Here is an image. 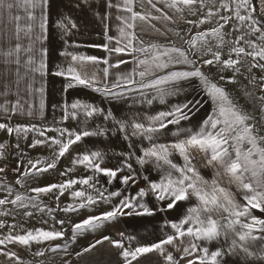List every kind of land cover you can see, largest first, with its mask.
<instances>
[{"label": "snow or ice", "instance_id": "1", "mask_svg": "<svg viewBox=\"0 0 264 264\" xmlns=\"http://www.w3.org/2000/svg\"><path fill=\"white\" fill-rule=\"evenodd\" d=\"M165 7L174 9L176 12L183 13L185 9L190 14L196 15L203 9H207L198 21L189 20L187 23L199 28L200 25L208 23L213 17H219L217 27L210 30L198 31L186 40L192 49H196L197 42L207 45L208 38H214L217 41L216 47L220 48L225 43L223 29L226 24L234 17L239 25L247 28L248 31L244 35L237 36L235 45L230 49L229 58H221L219 51L213 52L212 48L208 47L206 51L200 52L195 59L191 58L189 52L175 46H163L158 44H150L147 46L137 47L134 41L137 40L134 31H128L135 28L137 20L145 21L149 18L159 19L157 16L145 15L141 12L133 10L135 0H123L122 3L117 0H107L106 7L108 9L116 8L118 12H123L130 15H117L116 19L120 21L117 30L119 37L108 36V27L105 26L106 39L108 43L98 45L103 48L108 54V57H97L84 54H74L63 52L61 55L70 56V62L66 68H60L54 73L67 80L65 91L76 87L90 89L93 92L103 95L105 98L120 100L125 97H133L135 93L146 97L143 90H152L155 96L151 99L145 98L142 103L151 105L153 99H158L161 104L165 103L166 97L175 96L180 89L176 85L180 81H191L197 79L200 85V91L212 102L213 110L206 118L199 122L197 127H183L182 121H190L192 115L199 110L201 101L196 97L191 100H185L183 103L173 104L169 110L159 111L154 115H149L145 118L136 116L127 120H118V130L125 134V139L130 140L135 137L141 141H147L148 146L140 145V154L136 156L137 163L143 168L146 164H151L153 170L158 173V179H152L148 174L143 176L146 186L139 188L135 194L124 195L121 190L109 191L106 188L99 190L96 188V183L99 182L98 176L107 177V183L112 184L118 177V173L128 170V174L119 176L120 183L125 186H131L136 183L137 173L134 172L132 164L129 162L134 152L123 153L124 160L120 166L116 168H108L102 166L104 153L98 150H90L84 154H78L71 163L73 165H82L86 169L91 170L94 175L86 178H73L65 180L63 183H51L45 186H38L30 189L35 195H28L17 192L14 198L12 196L13 188L10 185H0L7 195L0 198V206L12 205L18 208H28L29 206L37 208L40 212H47L49 215L54 211L47 206L37 204V199L40 195L53 194L58 192L56 200L59 201L60 196L64 195L65 191L70 190L73 185L80 184L88 186L98 193V195L86 194L83 190L71 192L70 198L79 203L68 204L60 210L64 213L78 212L80 209H90L100 202L109 203L113 199L118 200V203L113 204L111 210L103 212L99 215H89L82 221L70 225L74 241L78 235L86 231L95 232L107 222L116 220L119 216L125 215H154L157 210L171 211L179 207L181 203L187 205L182 212L180 218L175 221H165L161 225V230L169 227L173 230V234H165L162 238L150 244H137L132 247V242L135 237H127L129 246L125 247L123 239L112 240L109 236H102L95 240L88 247L83 248L76 255L79 257L83 253H87L95 249L98 245H102L107 241L112 247L119 249V255L123 259L124 264H132V261H137L139 257L151 253L159 252L162 255L166 252L165 246H173L176 252H180L177 259L172 252H167L164 255L166 264H224L225 256L242 255L245 261L255 259L264 264V248L251 250L250 245L257 240H264V218L257 217L253 210L264 213V136L258 134L256 126L249 121L252 117L242 112L229 98L226 90L213 82L209 75H206L202 70L203 66L218 67L221 66V71L224 69H233L232 77L220 76V80L227 79L228 82L234 83L235 76L240 72L239 67L241 57H251L252 64L248 69L258 68L264 72V21L259 20L254 15L256 9L253 6L252 0H220L219 7H216L215 0H163ZM49 0H0V17L5 12L9 14V22H15V39L17 43L14 49L9 48L3 52L5 57H11L15 54V61L5 60L6 63L14 62L17 66L20 65L19 54L21 51L32 53L36 51L34 45L46 39L45 33L47 30V7ZM143 5V0H140ZM152 7L160 12L152 0H148ZM261 9L260 15L264 16V0H260ZM23 8L27 13L29 23L26 26H21L20 15H11L12 10ZM39 10V16L36 14ZM228 13L223 15L221 12ZM243 13V14H242ZM110 16L102 17V20L109 19ZM164 19H170L164 16ZM65 20L71 24L72 28H76L75 22L66 17ZM58 27L63 29L67 35L70 29L64 21L58 22ZM234 31H241L240 27L234 28ZM27 36L30 43L28 48L22 49L19 40L21 33ZM259 33L257 43L251 39H244V36H251ZM7 36V33H0V41ZM115 40V45L112 41ZM248 46L250 51L245 47L239 46L240 41ZM143 44L142 41H140ZM42 54H46L47 49L39 50ZM113 54L115 60L113 62ZM122 54L132 56L131 62L135 67L130 72L115 73L113 79L112 69H119L121 65H126L130 61L121 59ZM211 54V59H202L203 56ZM235 54L236 59L231 58ZM195 55V53H193ZM201 66H197V64ZM100 64L106 65L102 69ZM177 65L186 66L183 70L166 71L170 67ZM26 68L32 73L45 74L46 64L41 58L37 61L29 56L26 61ZM157 72L164 73L163 75H155ZM102 73V75H101ZM17 86L20 82L19 67L17 68ZM140 79L137 80L136 77ZM155 76L153 79L146 77ZM256 77H252L250 83ZM260 90L264 92V76L260 78ZM29 89L32 85H28ZM42 91V89H36ZM199 94V93H198ZM264 101V96L258 97ZM28 114L34 115L31 111L32 106H28ZM43 105H41V110ZM0 110L6 115L14 116L18 112H22V107L17 101L11 107L0 105ZM63 116L61 122L68 119L77 120L81 127L78 129H67L63 127H45L38 128L36 125H16L10 126L7 123H0V130H6L9 135L15 133L17 136L16 147L19 148V138L21 135L27 139V134L30 132L38 133L43 139H35L29 148H34L37 145L46 146L53 151L55 159L46 163L41 160L28 161L30 167H25V172L20 175L23 177L37 176L45 173L56 167V161L64 157L69 152L70 148L80 142L83 138L90 136L103 135L102 129L89 130L84 125H87L88 120L95 114H99L102 110L96 108L90 103H83L79 99L71 104L65 103L62 106ZM264 111V105L261 107ZM83 115L81 121L79 117ZM113 114L108 112L104 118L108 120ZM169 126H175L171 131V136L175 139L168 142H161V138L169 132ZM55 132V136H47L46 133ZM247 144L245 149L242 145ZM4 144H0V150L5 149ZM133 144H129V148H133ZM58 149V150H57ZM182 159L183 163L178 164L173 157L177 155ZM21 165L17 163L18 171ZM201 168H210L213 171L211 180L205 179L201 175ZM72 169H66L61 172V176L65 175ZM5 168L0 167V173H4ZM17 184L22 185V180L18 178ZM227 185V186H226ZM235 186L237 192L242 197V202L236 199L234 193L230 190V186ZM148 195L154 197L159 202L156 209H150L143 202ZM195 201L192 203V201ZM127 210V211H125ZM5 210L0 212V215H8ZM26 216L32 213L25 212ZM54 219V218H53ZM47 223V221H44ZM64 227V221H54ZM8 227L9 231L3 238H0V246L8 244H18L21 246H30L32 243L42 244L51 242L57 239H63L65 232L63 230H44L37 228L27 230L23 234H14L15 225H5L0 221V228ZM260 233L262 235H257ZM124 237V233H120ZM187 238L188 243L184 245V239ZM223 239L224 244L216 250H210L208 247L212 242ZM176 240H180L181 245H184L181 251V246L175 244ZM60 248L56 245L49 250L56 251ZM64 250H67V242L64 245ZM0 255L9 259H14L16 264H20L19 257L15 252L3 251L0 249ZM36 255L43 256L44 252H37Z\"/></svg>", "mask_w": 264, "mask_h": 264}, {"label": "crops", "instance_id": "2", "mask_svg": "<svg viewBox=\"0 0 264 264\" xmlns=\"http://www.w3.org/2000/svg\"><path fill=\"white\" fill-rule=\"evenodd\" d=\"M117 2V0H113ZM120 3L123 0H119ZM216 7H219L220 0H215ZM107 0H49L47 7V30L45 33L46 39L38 42L34 45L36 51L29 53L26 51H21L19 54L20 65L17 66L14 62L6 63L5 60L15 61V54L11 57H5L3 52L9 50V48L15 47L17 40L15 39V22H9V14L5 12L2 17H0V33H7V36L0 41V105H6L11 107L12 104L19 101L22 112H18L14 116L3 113L0 110V123H7L10 126L15 127L16 125H36L38 128L45 127H63L70 130L78 129L81 127L77 120L68 119L67 121L61 122L63 116L62 106L67 103L79 99L83 103H90L96 108L102 111L99 114H95L91 119L88 120L87 125H84L89 130H96L97 128L102 129L104 134L97 136H90L83 138L80 142L72 146L68 153L64 157H61L56 161V167L50 169L49 171L37 175L34 177L29 175L27 178L28 185L33 188L38 187L37 182H42L40 186H45L51 183H63L65 180L73 178H86L87 176H93L94 173L86 169L82 165H73L71 161L77 157L78 154H84L90 150H98L104 153V160L102 166L108 168H116L120 166L121 161L124 160L123 153L134 152L135 155L132 156L129 161L136 176V183L131 186H125L120 183L119 176L128 174V170L124 169L123 172L118 173V177L113 181L112 184L107 183V177L102 174L98 176L99 182L96 180L93 183L96 184V188L99 190H104L105 188L109 191L121 190L124 195L135 194L139 188L145 187L146 182L143 179L145 174H148L152 179H158V173L153 170L151 164H146L143 168L137 163L136 156L140 154L141 143L147 147V141H141L135 137L130 140L125 139V134L118 130V125L116 121L127 120L133 116L139 118H145L149 115H154L159 111L169 110L173 104L183 103L186 99L191 100L193 97L199 99L202 103L198 111H196L190 121H182L181 126L183 127H197L199 122H201L206 116L212 112L213 105L209 98L200 91L199 81L197 79H192L191 81H180L176 87L180 89L179 93L175 96L166 97L165 103L161 104L158 99H153L151 105L147 103H142L145 98L151 99L155 96V92L152 90H143L146 93V97L141 96L139 93H135L133 97H125L124 99L114 100L105 98L103 95L93 92L90 89L76 87L65 91V86L67 80L62 77L54 75L60 68H66L70 62V56L61 55L63 52L74 53V54H84L97 57H108L109 54L98 45H103L108 43L106 39L105 26L107 25L108 36L119 37L118 26L120 21L116 19L117 15H130L123 12H118L116 8L108 9L106 7ZM152 4H155L157 8H160V12H157L148 0H143V5H141L140 0H135L133 4V10L141 12L142 14L150 16L160 17L159 19H151L141 21L137 20L135 22V28L129 29L128 31H134L136 27L139 28L140 38L138 41H134L137 47L146 46L150 44H158L163 46H175L179 47V29L172 26H164L163 22L167 21L169 23L178 20L174 9L165 7L163 0H152ZM205 9L198 13L201 18ZM170 16H168V14ZM37 16H39V10H36ZM167 14V15H166ZM11 15H20L22 17L20 24L21 26H26L29 21L27 20V13L23 8L12 10ZM170 17V19H164V16ZM110 16L107 20H102V17ZM68 17L72 22L77 25L76 28H72L71 24L68 23L65 18ZM64 21L66 26L70 29L67 35L64 34L63 29L58 27V22ZM164 38L165 40H160ZM169 38V42H168ZM143 42V44L140 43ZM19 43L22 49H26L29 46V39L21 33V39ZM196 49H192L191 53H195L193 58L200 55V52L204 51L203 43L198 42ZM112 45H115V40L112 41ZM47 49L46 54H42L39 50ZM32 56L37 63L42 58L46 64L45 74L32 73L26 68V61ZM121 59L130 61L126 65H121L119 69H112L113 79L115 78V73L120 72H130L135 67V64L131 62L132 56L127 54H122ZM113 62L115 60V54H113ZM106 65L100 64L99 68H103ZM197 66H201L199 63ZM19 67L20 82L17 86V68ZM179 66L170 67L166 71H172L173 68H178ZM203 66L202 68H204ZM164 73L157 72L155 75H163ZM102 75V73H101ZM155 76L146 77V79H153ZM137 80L140 78L137 76ZM31 84L32 88L29 89L28 85ZM36 89H42V91H36ZM199 93V94H198ZM31 105V111L34 115H29L28 106ZM41 105L43 109L41 110ZM111 112L113 114L112 118L105 120L104 116ZM82 121L84 119L83 115L79 117ZM175 129V126H169V132L166 136L161 138V142H168L174 137L171 136V131ZM47 136H55V132L46 133ZM6 136L9 137L11 148V171L9 176H21V173L25 172V167H30L28 161L41 160L46 163L51 162L55 159L53 151L46 146L37 145L34 148H29L28 145L32 144L35 139H43L38 133L30 132L27 134V139L23 135L19 138V148L16 147L17 136L15 133L9 135L6 130H0V138ZM133 144V148H129V144ZM58 150V149H57ZM174 161L178 164H182V159L177 155L173 157ZM1 160V158H0ZM1 163V161H0ZM17 163L21 165L18 171H14L17 168ZM66 169H72V171L67 172L65 175L61 176V172H65ZM201 175L208 180L213 177V171L210 168H201ZM2 176V173H0ZM32 183V184H31ZM27 185V190L30 194L35 195L30 192L31 187ZM227 186V185H226ZM18 188V184H17ZM76 190H83L86 194L98 195L96 191L88 186H81L80 184L73 185L70 190L65 191L64 195L60 196L59 201L56 200V195L58 192L48 195H40L39 200L43 201V206L53 204L54 211L53 215L49 216V220H43L40 222L43 229H61V225L54 223V221H64L63 229H71L70 225L82 221L89 215H99L103 212L111 210L113 204L118 203V200L113 199L109 203L100 202L90 209H80L78 212L64 213L60 209L66 207L68 204L79 203L78 200H73L70 198L71 192ZM230 190L236 196V199L243 203L241 195L237 192L235 186H230ZM147 207L150 209H156L159 202L154 199L151 195L144 198L143 201ZM195 201L193 200L192 203ZM51 208L50 206H47ZM187 205L181 203L178 208L171 211H160L157 210L154 215H125L119 216L116 220L112 222H107L103 227L97 229L95 232L86 231L81 235H78L73 241L71 237L68 239L66 232L63 239H57L51 242H44L42 244L32 243L30 246H21L18 244H8V251L15 252L19 257L20 264H124L123 259L120 257L119 249L112 247L107 241L102 245H98L95 249L90 252L83 253L81 256H77L78 252H81L83 248L88 247L90 244L94 243L95 240L100 239L102 236H109L112 240L123 239L125 247L129 246L127 237H135L132 242V247L137 246V244H150L162 238L166 233L173 234V230L169 227L161 230V225L165 221H175L178 220L182 212L186 209ZM32 212L34 210H29L27 212ZM127 211V210H125ZM17 213L19 210L16 211ZM257 217L264 218V213L253 210ZM46 213V212H43ZM19 216V215H17ZM18 220V217L11 216V219ZM54 218V220H53ZM44 221H47L45 223ZM53 222V224L51 223ZM36 223L33 221H21L11 222L10 225H15L14 234L19 233V229L31 230L35 228ZM8 228V227H6ZM21 232V234H23ZM120 233H124V237H121ZM20 234V233H19ZM257 235H262L257 233ZM72 236V232H71ZM184 239V245L188 243L187 238ZM67 242V250H64V245ZM175 244L181 246V251L184 245H181L180 240H176ZM224 244L223 239L220 241L212 242L208 245L210 250H216L218 247ZM59 245L60 248L56 251L49 250L50 248ZM251 250L264 248V240L254 241L250 245ZM2 249V248H0ZM166 252L162 255L159 252H151L145 254L138 258L137 261H132V264H166L164 255L167 252H172L174 256L179 259L180 252H176L175 248L170 245L165 246ZM43 251V256L36 255L37 252ZM224 264H261L260 261L255 259H249L245 261L242 255L225 256L223 258ZM0 264H16L14 259H9L3 255H0ZM181 264H185L181 261Z\"/></svg>", "mask_w": 264, "mask_h": 264}, {"label": "rangeland", "instance_id": "3", "mask_svg": "<svg viewBox=\"0 0 264 264\" xmlns=\"http://www.w3.org/2000/svg\"><path fill=\"white\" fill-rule=\"evenodd\" d=\"M253 2V6L255 7L256 11L254 13V15L256 16L257 19L264 21V16L260 15V9H261V4H260V0H252ZM207 12V9L205 8V11L203 12L202 16L205 15ZM168 14V13H167ZM166 14V15H167ZM201 13H197L196 15H192L189 13V11L187 9L184 10L183 13L180 12H176L174 16H176V18H178V20L173 21L171 23L164 21L163 25L164 26H172V27H176L179 29V33H181L182 35L179 36V48H182L186 51L189 52V55L191 56V58H193V53H191L192 48L190 47L189 44L185 43L186 40H190L191 37L193 35H195L198 31H205V30H210L213 27H217L218 23H223L222 21H219V17H213L211 18V21L205 24H202L199 26V28L195 27L192 24L187 23V21L192 20V21H198L199 17H200ZM221 14L223 15H228V13L225 12H221ZM243 14V13H242ZM168 16H170V14H168ZM201 16V17H202ZM236 27H240L241 31L237 32L234 31V28ZM223 34H224V39H225V43L223 44L222 47L217 48L216 44L217 41L214 38L209 37L208 38V43L207 45L203 44V47H205L204 51H206V49L208 47L212 48L213 52L219 51L221 53V58L223 59H228L229 58V52L230 49L235 45V40L237 36H241L244 35V33H246L248 31L247 28H243L239 25V22L233 17L228 24L225 25L224 29L222 30ZM139 28L136 27L135 29V34L137 37V40H139L140 38V33H139ZM257 36H259V33L253 34L251 36H244V39H251L256 41L257 43H260L259 40H257ZM160 40H165L164 38H160ZM166 41V40H165ZM169 38H168V42H169ZM200 42V41H198ZM197 42V46L199 45V43ZM147 46V45H146ZM239 46H243L246 48L247 51H250L251 49L248 48V46L246 44H244V41H240ZM212 56L211 54H208L206 56H203L202 59H211ZM233 59H236L235 54H232ZM195 59V58H193ZM241 63L237 66L240 69V72L238 74H236L235 76V82L234 83H230L227 81V79L225 80H220V76L223 75L226 78L227 77H232L233 76V69H224L223 71H221V66L218 67H209V66H205L204 68H202V70L204 71V73L206 75H209L211 80L215 83H217L220 87L224 88L230 98V100L244 113L250 115L252 117V119L249 121V123H252L256 126L257 132L259 135L264 136V111H261V107L262 105H264V101L259 100L258 97L260 96H264V92H262L260 90V77L264 76V72H262L260 69L258 68H254L251 70V72L248 71V69L250 68L251 64H252V59L251 57H246V56H242L241 58ZM198 65V64H197ZM178 68H173V70H183L186 66L183 65H178ZM252 77H256V79L254 81H252V83H250V80H252ZM10 138L3 136L0 138V144H4L6 147L3 150H0V158H1V163H0V167H4L5 168V172L2 173V176H0V185H10L13 188V193L12 196L9 197V199L14 198L15 194L17 192L19 193H25L28 195H32L28 192L27 190V177H23V176H9L10 171H11V157H10V149L11 148V143H10ZM243 148H247L248 145L244 144L242 145ZM38 177V176H35ZM20 178L22 180V185L18 184V188H17V183L16 180ZM40 183L38 184V186H40L42 184V182H37ZM32 184V183H31ZM31 188H33L31 185H28ZM7 195V192L0 187V198H4ZM43 201L37 199V204H39L40 206H42ZM47 206H50L51 209H54L53 204H49ZM29 210H34L33 213L30 211L29 213H32V215L30 216H26L25 212H27ZM5 210H7L9 212L8 215H0V221L4 222L5 225H10L11 222H19L21 223V221H33L34 223H36L34 226L35 228H32L31 230H35L37 228H42L39 227V225L41 226L40 222H42L43 220H49V216L53 215V212L51 213V215H49L47 212L46 213H42L40 212L37 208H33L31 206H29L28 208H18V207H13L12 205H4V206H0V212H4ZM19 210V212L17 213L16 211ZM19 215V216H17ZM11 216H15L18 217L15 219H11ZM54 220V219H53ZM53 224V222H51ZM43 229V228H42ZM46 230V229H44ZM48 230H53V229H48ZM55 230H59V229H55ZM63 231L66 232V235L68 237V239L71 237V229L65 230L62 229ZM9 229L4 227V228H0V238H3L4 235H6L8 233ZM26 232V229H19V233L21 234V232ZM0 248L3 249V251H8V246H0Z\"/></svg>", "mask_w": 264, "mask_h": 264}]
</instances>
